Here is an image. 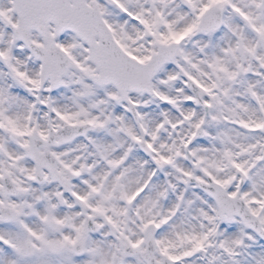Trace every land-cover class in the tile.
<instances>
[{
	"label": "snow or ice",
	"instance_id": "obj_1",
	"mask_svg": "<svg viewBox=\"0 0 264 264\" xmlns=\"http://www.w3.org/2000/svg\"><path fill=\"white\" fill-rule=\"evenodd\" d=\"M0 264H264V0H0Z\"/></svg>",
	"mask_w": 264,
	"mask_h": 264
}]
</instances>
